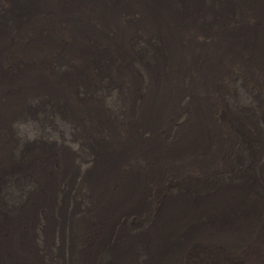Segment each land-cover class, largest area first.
Masks as SVG:
<instances>
[{"label": "bare ground", "instance_id": "1", "mask_svg": "<svg viewBox=\"0 0 264 264\" xmlns=\"http://www.w3.org/2000/svg\"><path fill=\"white\" fill-rule=\"evenodd\" d=\"M0 264H264V0H0Z\"/></svg>", "mask_w": 264, "mask_h": 264}, {"label": "rangeland", "instance_id": "2", "mask_svg": "<svg viewBox=\"0 0 264 264\" xmlns=\"http://www.w3.org/2000/svg\"><path fill=\"white\" fill-rule=\"evenodd\" d=\"M144 165H146V164H143V163H139V164H138V166H144ZM174 176H175V175H174ZM175 178L177 179L176 176L173 177V176L170 175V176H168L166 182H167V183L170 182V183L173 185V182H172V181H173V180L175 181ZM166 182H165V183H166ZM52 257H53V256H52Z\"/></svg>", "mask_w": 264, "mask_h": 264}]
</instances>
